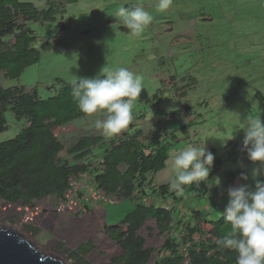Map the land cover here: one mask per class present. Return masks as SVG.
Segmentation results:
<instances>
[{"label":"rangeland","instance_id":"1","mask_svg":"<svg viewBox=\"0 0 264 264\" xmlns=\"http://www.w3.org/2000/svg\"><path fill=\"white\" fill-rule=\"evenodd\" d=\"M18 1L31 2L37 8L46 2ZM158 2L76 0L64 3L63 12L57 14L54 21L29 23L37 38L36 46L45 40L50 42V48L42 51L38 61L24 68L17 78L4 80L0 74V84L35 88L37 96L45 99L60 87L56 83L57 78L70 82L77 77L96 76L102 67L128 68L142 77L143 88L149 94L158 91L161 98L157 109L150 102L134 101L132 124L138 122L145 133L166 127L176 130L177 134L165 167L155 173L153 181H159L161 176L169 180L170 157L178 150L189 144L213 148V154L221 164L213 178L203 181L209 196L200 201L205 211H216L225 207L229 199L228 191L227 195H221L224 185L230 187L234 184L235 187L247 183L250 190H254L255 180L251 173L254 168L261 167L260 162L248 159L246 151L238 153L234 162L223 147L228 140L243 141L245 133L240 128L248 116L260 117L264 122V100L260 102L254 97L256 90L264 97V0H172L165 11L159 10ZM136 6L143 7L153 16L139 37H133L117 18L119 8ZM169 77L178 90L172 88ZM180 90L184 94L179 95ZM185 104L191 105V109L183 112L180 119H161L158 113L155 115L157 110L162 114L171 113ZM104 118L100 113L85 115L56 127L54 133L64 147L85 135H102L108 139L95 127V122ZM6 119L8 127L0 134V141L12 138L21 124H15L11 115ZM185 120L194 124L189 134H181L177 129L179 122ZM59 155L61 159L73 161L65 151ZM237 166L246 171L249 179L226 182L227 171ZM53 200L47 196L36 204L51 205ZM6 205L0 200V227L16 231L43 254L52 255L64 264H78L75 261L79 258L88 264H110V260L121 253L117 246L110 248L101 240L96 242V246L89 244L88 247L92 248L89 252L83 247L76 250L66 249L65 245L55 246L48 236L32 234L26 229L27 225L19 224L15 207L11 206V211ZM98 208L106 213L112 211L116 216L129 212L133 202L116 200L114 204L104 203ZM38 221L36 219L30 226L36 231L40 229L36 226ZM137 233L144 239V246L154 250L148 263L153 264L161 244L154 221L147 219ZM83 235L72 238L73 241L70 238L71 243L68 239L65 242L76 248V244L86 237ZM71 252L74 253L69 257Z\"/></svg>","mask_w":264,"mask_h":264},{"label":"trees","instance_id":"2","mask_svg":"<svg viewBox=\"0 0 264 264\" xmlns=\"http://www.w3.org/2000/svg\"><path fill=\"white\" fill-rule=\"evenodd\" d=\"M53 1L56 4L46 0L43 7L37 8L28 1L0 0V72L4 80L17 78L24 68L38 61L42 51L50 48V42L45 40L36 46L37 38L29 23L54 21L56 15L63 12L64 3L76 0ZM169 79L172 88L176 89L171 77ZM56 83L60 84L58 90L45 99L37 96L35 88L0 84V133L7 130V115L16 122L23 121L12 138L0 141V200L8 204H31L47 196L57 197L68 187L69 178L85 172L96 189L117 200L133 202L131 211L120 221L125 229L116 225L111 228L117 231L116 236L111 237L108 233L121 251L110 264H145L149 261L154 250L146 248L144 239L137 233L147 219L154 221L157 235L161 237L160 247L156 250L157 260L153 264H237V253L217 243L231 231L230 223L222 215L215 221L208 220L211 228L207 231L199 227L206 219L200 209L191 210L194 224L176 221L179 192L173 190L169 182L157 186L152 182L153 175L165 166L172 141L177 138L176 130L163 127L145 133L138 122H133L113 138L85 135L64 147L54 135V128L87 114L81 112L73 100L70 82L57 78ZM180 94L184 92L180 90ZM254 97L260 102L264 100L259 90L255 91ZM160 99L158 91L149 94L144 88L138 98L141 102L152 103L154 109L158 108ZM190 109L191 105L185 104L171 113L162 114L157 110L155 115L158 113L161 119H180L183 112ZM138 117L144 118L143 115ZM191 122H179L177 129L181 134H189L194 125ZM242 142L228 140L223 147L234 162L235 156L245 151ZM62 151L72 156L73 161L61 159ZM209 151L213 153L214 149ZM220 164L221 160L215 158L208 178L216 173ZM242 172L243 169L237 166L227 171L226 179L233 182ZM258 179L264 180V175ZM201 188L193 184L185 186L184 191H192L197 197L205 196L207 190ZM162 198L168 200V210L158 204ZM26 229L36 233L29 225ZM171 229L179 237L171 234ZM181 243L187 245L185 255ZM73 253L68 254L69 257ZM75 262L88 264L82 258Z\"/></svg>","mask_w":264,"mask_h":264},{"label":"clouds","instance_id":"3","mask_svg":"<svg viewBox=\"0 0 264 264\" xmlns=\"http://www.w3.org/2000/svg\"><path fill=\"white\" fill-rule=\"evenodd\" d=\"M171 4L172 0H159L157 7L165 11ZM117 18L133 37L141 36L153 20L152 14L141 6L119 8ZM101 69L96 76L70 81L71 96L81 112L103 115L105 118L97 120L95 127L105 137L113 138L132 123L133 103L141 95L143 82L142 77L125 67ZM240 129L245 133L242 145L248 159L260 162L261 167L251 173L254 190H250L247 183L228 189L229 199L221 215L230 223L231 231L217 243L237 253V264H264V180L256 179L264 175V122L260 117L248 116ZM214 159V154L204 145L189 144L175 152L169 162L171 188L182 194L185 186H198L206 181ZM240 178L247 181L249 176L242 172ZM226 182L229 181L226 179ZM163 207L169 208L167 204Z\"/></svg>","mask_w":264,"mask_h":264},{"label":"crops","instance_id":"4","mask_svg":"<svg viewBox=\"0 0 264 264\" xmlns=\"http://www.w3.org/2000/svg\"><path fill=\"white\" fill-rule=\"evenodd\" d=\"M0 74L3 75L2 72H0ZM19 122H21V124H23V121H19ZM19 122L18 123L15 122V124H19ZM209 149L210 148H207L208 151H209ZM168 158H169V156H168ZM243 173L247 174L244 169H243ZM215 174L216 173H214V175ZM213 176L209 177V178H213ZM260 176H262V175H259L258 177H260ZM154 177H155V174L153 176V179H154ZM258 177H257V179H258ZM209 178H207V179H209ZM153 179H152V182L155 186L169 182V180L167 179L166 176H161L159 181H155V182L153 181ZM166 180H168V181H166ZM237 181L240 182L243 180L241 178H238L235 180V182H237ZM233 185L234 184H232L230 187H233ZM254 186H255V184H254ZM197 187L198 188L202 187L201 189H206L207 190L206 195L197 197L193 194L192 191H188V190H186L187 192L183 191L182 194L179 193L180 202L177 205V209H178L177 211L178 212H176V216L174 219L176 221L179 219L181 221L184 220V223L194 224L195 219L191 217V210H196V209L199 210L200 209V210H202V212H204L206 219L200 223L199 227L201 230L207 231L211 228V225H210V223H208V220L215 221L216 219H218L225 207L217 209L216 211H213L214 209L211 211H205L201 207L202 202L200 200L203 197L208 198L209 190L203 181H201ZM230 187L228 185H224L225 190L222 192L221 195H227L226 191H228V189ZM51 198H54V200H53V202H54L55 197L51 196ZM212 198H213V196H212ZM157 200L158 199H156L155 201H157ZM158 204H161L163 206L165 204H169V202H168V200H166V199L164 200V198H162L158 202ZM51 205H48V206L51 207ZM101 205H102L101 203L91 202L89 204H84L83 206H81L79 208V210L75 213H63V214H59V215L58 214H51L52 216L49 217L48 219H46V218L39 219L36 226H39L40 229L37 230L38 232L36 231V234L40 235V236H43V235L48 236L49 240H52L55 242V246L56 245L57 246L58 245H60V246L65 245L66 249L70 248V249H76L77 250L79 247H83L84 249L87 250V252H89V250H91L92 248L88 247V245L91 244L92 247L96 246V242L98 240L105 241V244H109L110 248L114 245L117 246L116 242L108 236V233L110 234L111 237L116 236L117 231H115L113 229L115 228L116 225H120V221L123 219V217L128 212H125V214L120 213L119 215L115 216L112 211L109 213H106V211L103 210L102 208H98V207H101ZM209 208L210 207L208 205V210H209ZM107 217H110V218L107 219ZM111 228H113V229H111ZM119 228L122 230L125 229L124 226H122V225H120ZM83 234L84 235L86 234V237H84V239L81 242H78L76 244V246H77L76 248L70 247V245H68L65 242V239H68V243H71L69 240L70 238L72 239L74 237H79L80 235H83ZM72 241H73V239H72ZM150 259H151V257H150ZM150 259L145 264H148L150 262ZM156 260H157V258L155 259V261Z\"/></svg>","mask_w":264,"mask_h":264},{"label":"built area","instance_id":"5","mask_svg":"<svg viewBox=\"0 0 264 264\" xmlns=\"http://www.w3.org/2000/svg\"><path fill=\"white\" fill-rule=\"evenodd\" d=\"M113 195H106L102 191L95 188L88 174L82 172L76 177L69 178L68 187L60 195L55 197V201L49 207L48 205L41 206L32 202L31 204H8L7 209L15 207L18 212V223L32 226L36 219H48L51 214L75 213L84 204L94 203H115L116 198ZM40 202V201H38ZM166 209H168L166 207ZM12 211V209H11ZM171 234L179 237L174 229H171ZM185 243H181L180 248L185 255ZM187 262V259L184 263Z\"/></svg>","mask_w":264,"mask_h":264},{"label":"water","instance_id":"6","mask_svg":"<svg viewBox=\"0 0 264 264\" xmlns=\"http://www.w3.org/2000/svg\"><path fill=\"white\" fill-rule=\"evenodd\" d=\"M0 264H64L45 255L27 239L7 227H0Z\"/></svg>","mask_w":264,"mask_h":264}]
</instances>
